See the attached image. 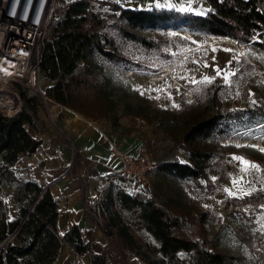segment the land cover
I'll use <instances>...</instances> for the list:
<instances>
[{"label":"trees","instance_id":"1","mask_svg":"<svg viewBox=\"0 0 264 264\" xmlns=\"http://www.w3.org/2000/svg\"><path fill=\"white\" fill-rule=\"evenodd\" d=\"M206 3L210 9L205 15H197L156 7L131 9L118 0H58L40 63L42 80L52 83L46 95L55 104L87 118L111 121L115 127L116 103L99 61L129 71L139 67L122 54V45L132 43L160 51L161 40L153 38L152 33L173 26L264 49V0ZM223 82L222 77H215L203 98L197 95L188 102L180 116L166 111L163 117H154L162 118L167 131L178 136L188 158V163L162 162L157 168L160 174L203 188L202 182L207 180L216 156L223 174L229 168L228 153H219L218 142L234 133L231 124L235 118L246 115L223 110ZM11 93L0 94V110L9 116L0 113V264H55L63 244L83 257L92 250L91 233L87 232L84 239L78 226L72 225L61 235L57 226L58 200L37 181L15 174L20 156L35 154L42 141L32 137L26 128L39 120L38 105L23 94L29 112L20 111L19 99L13 93L14 101ZM248 113L247 128L264 125V92L256 91V103ZM134 116L148 118V113L141 108ZM225 150L242 152L230 147ZM245 156L259 165L264 177V153L253 151ZM4 183L18 186L20 207L14 218L8 217L2 198ZM105 199L102 214L109 234L119 249L133 255L139 264H264V236L253 231L255 214L264 205V192L227 198L221 223L211 212L170 211L139 191L131 193L113 184L106 189ZM223 233L229 234L232 249L220 247ZM91 264H108V250L94 254Z\"/></svg>","mask_w":264,"mask_h":264},{"label":"rangeland","instance_id":"2","mask_svg":"<svg viewBox=\"0 0 264 264\" xmlns=\"http://www.w3.org/2000/svg\"><path fill=\"white\" fill-rule=\"evenodd\" d=\"M163 1L155 0L154 7L177 11L184 8L185 11L182 12L191 8L190 12L200 13L199 15H205L210 9L206 0H175V3L167 0L168 4ZM152 37L161 40L162 50H146L132 43L122 45V54L134 65H139L134 66L131 71L99 61L116 103V129L123 128L128 134L137 135L139 148L136 151L150 153L158 160L159 165L165 161L188 163V158L178 143V136L167 131L161 124L162 118L154 117H163L166 111L180 116L188 102L196 99L197 95L203 98L206 88L217 76L224 80L220 92L223 110L239 111L246 116L243 119L235 118V122L231 124L234 133L218 142L219 153H228L226 162L229 168L223 174L216 156L213 166L208 170L207 180L202 182L203 188L191 181L160 174L157 169L151 174L146 187L137 188L135 185L128 189L131 193L139 191L145 194L170 211L211 212L220 218L221 223L226 214L224 204L227 198H242L253 191L264 192L261 168L245 156L253 151L264 153L261 151L264 149V125L252 128L246 126L248 111L256 103V91L264 92V49L254 45L240 46L230 40L191 33L185 28L173 26L153 32ZM48 87L49 83L42 81L45 92ZM17 93L20 111L26 103L23 94L25 98L34 99L32 103L38 105V111H45L34 92L19 89ZM141 108L146 109L148 118L134 116L141 112ZM0 113L9 117L1 110ZM229 147L242 152L229 153V150H225ZM234 157H241L249 164H242ZM251 164L258 167L252 168ZM17 166L15 174L23 179ZM17 187V184L4 183L1 188L9 218L17 215L20 206L16 198ZM226 190H230L233 195ZM261 209L260 213L255 214L253 231L264 236V205ZM246 211L248 212L247 209ZM248 214L252 216L251 212ZM226 229L224 227V231ZM220 241L222 249L233 248L234 244L228 233H223ZM118 249H108L110 264H138L135 259Z\"/></svg>","mask_w":264,"mask_h":264},{"label":"crops","instance_id":"3","mask_svg":"<svg viewBox=\"0 0 264 264\" xmlns=\"http://www.w3.org/2000/svg\"><path fill=\"white\" fill-rule=\"evenodd\" d=\"M118 1L131 9L155 8V0ZM172 2L175 3V0ZM163 3L169 2L164 0ZM51 85L49 83V87ZM52 110L60 129L49 121L45 111L39 110V120L35 121V126L28 125L26 128L32 137L42 141L41 147L30 157L20 156L17 167L23 178L37 181L58 200L60 216L57 226L61 235L72 225H77L84 239L87 232L93 238L91 252L83 257L76 256L68 245L63 244L55 264H91L92 256L108 250V246L99 224L86 213V208L93 204L104 180L121 169V162L114 155L113 147L135 152L139 148L138 137L128 134L126 129H116L107 120L87 118L58 104L53 105ZM61 130L76 144L84 157V160L76 163L73 173L67 179H59L71 162V153ZM112 184L127 191L133 188L131 183L115 181ZM127 256L137 261L133 255Z\"/></svg>","mask_w":264,"mask_h":264},{"label":"built area","instance_id":"4","mask_svg":"<svg viewBox=\"0 0 264 264\" xmlns=\"http://www.w3.org/2000/svg\"><path fill=\"white\" fill-rule=\"evenodd\" d=\"M57 1L0 0V94L12 92L19 99V89L34 92L52 124L59 128L52 110L55 103L42 89L40 71L46 31L55 14ZM62 133L71 153V162L59 179H67L73 173L76 163L84 160V157L76 144ZM113 152L121 162V169L104 180L93 204L86 208V213L96 219L103 231L108 249H118V244L109 234L102 214L106 189L115 181L131 183L137 188L146 187L151 174L159 167L158 160L147 152L122 151L117 147H113Z\"/></svg>","mask_w":264,"mask_h":264},{"label":"snow or ice","instance_id":"5","mask_svg":"<svg viewBox=\"0 0 264 264\" xmlns=\"http://www.w3.org/2000/svg\"><path fill=\"white\" fill-rule=\"evenodd\" d=\"M179 10H180V11H185L184 8H181V9H179ZM187 10H188V11H191V8H189V9H187ZM199 14H200V13H197V15H199ZM224 78L227 79V76H225ZM141 94L143 95V93H141ZM261 151H264V149H261ZM234 159L240 161V163H242V164H249L248 161L243 160V158H241V157H234ZM251 167H252V168H257L258 166L255 165V164H251ZM234 183H235V181H234ZM226 191H228L230 195H233V193H231L230 190H226Z\"/></svg>","mask_w":264,"mask_h":264},{"label":"water","instance_id":"6","mask_svg":"<svg viewBox=\"0 0 264 264\" xmlns=\"http://www.w3.org/2000/svg\"><path fill=\"white\" fill-rule=\"evenodd\" d=\"M23 108H24L27 112H29V105H28V103L23 104Z\"/></svg>","mask_w":264,"mask_h":264},{"label":"bare ground","instance_id":"7","mask_svg":"<svg viewBox=\"0 0 264 264\" xmlns=\"http://www.w3.org/2000/svg\"><path fill=\"white\" fill-rule=\"evenodd\" d=\"M10 95L13 97V99H14V101H15L16 99H15V96H14V94H13V93H11ZM10 100H12V98H10Z\"/></svg>","mask_w":264,"mask_h":264}]
</instances>
